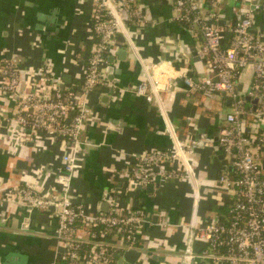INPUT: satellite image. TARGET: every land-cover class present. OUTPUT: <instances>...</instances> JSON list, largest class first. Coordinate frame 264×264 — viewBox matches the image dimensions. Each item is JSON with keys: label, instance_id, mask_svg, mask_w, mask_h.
Masks as SVG:
<instances>
[{"label": "crops", "instance_id": "obj_1", "mask_svg": "<svg viewBox=\"0 0 264 264\" xmlns=\"http://www.w3.org/2000/svg\"><path fill=\"white\" fill-rule=\"evenodd\" d=\"M137 1L145 19L125 24L132 46L124 34L116 35L106 55L112 57V72L89 94L92 115L77 150L79 167L73 172L70 196L92 212L102 210V203L109 208L110 198L118 196L115 204L120 211H134L145 219L138 238L143 254L133 264H206L185 258L188 223L192 218L207 223L219 212L213 186L223 168L231 170L219 147L198 144L190 156L194 181L177 176L162 186L148 183L151 186L129 190L123 171L135 166L143 153L171 148L169 126L179 136L205 133L215 139L230 104L221 96L209 100L186 94L181 70L187 68L192 75L201 70L197 53L201 36L172 19L168 0ZM245 1L222 0V21L232 23L246 8ZM260 3L252 31L264 39V0ZM91 6V0H0V59L18 61L24 77L47 64L62 83L69 75L64 85L80 84L93 42ZM108 66L106 61L105 69ZM146 73L159 87L158 98L150 103L134 92L147 81ZM250 78V70L242 71L238 89L244 91ZM169 81L171 91L164 88ZM110 87L117 89L115 97ZM10 107V100L0 94V197L16 185L31 184L37 192L47 193L65 150L46 136L38 145L7 140ZM55 225L53 208L0 204V264H50L63 249L53 235ZM202 246L199 239L191 243L193 253Z\"/></svg>", "mask_w": 264, "mask_h": 264}, {"label": "built area", "instance_id": "obj_2", "mask_svg": "<svg viewBox=\"0 0 264 264\" xmlns=\"http://www.w3.org/2000/svg\"><path fill=\"white\" fill-rule=\"evenodd\" d=\"M172 19L202 38L197 53L203 59L201 70L189 75L181 70L187 95L205 99L219 96L229 101L216 138L205 133L177 135L167 127L171 148L149 151L136 158L135 166L123 173L127 189L152 183L162 186L177 176L192 179L195 164L191 155L203 147H219L226 166L216 177L213 194L218 206L226 205L207 223L195 218L188 223L189 246L185 258L206 264H264V39L252 31L254 13L262 9L260 0H246V8L233 23L222 21V0H168ZM137 0H91L90 31L93 37L80 84L64 85L47 64L38 73L27 74L21 64L0 59V94L10 100L9 128L4 135L18 145H38L46 136L65 150L60 169L48 192H37L33 185L12 186L3 192L0 204L10 202L25 208H53L54 237L63 245L50 264H116L115 252L138 249V238L145 219L134 211H120L110 198L108 210L89 211L70 196L73 172L79 167L77 150L83 144L84 125L92 115L89 94L106 83V55L118 33L132 46L125 24L143 22L145 17ZM231 32L226 40L225 32ZM250 70L244 91L238 89V76ZM134 92L147 103L158 98L159 87L148 73ZM170 81L164 85L167 91ZM115 87L109 88L112 97ZM176 164V166H174ZM173 165V166H170ZM36 170L35 174H40ZM35 177V176H34ZM195 195L194 207L197 204ZM103 226L99 239L94 228ZM107 237L110 240H107ZM203 246L193 253L191 243ZM83 251V253H81Z\"/></svg>", "mask_w": 264, "mask_h": 264}, {"label": "water", "instance_id": "obj_3", "mask_svg": "<svg viewBox=\"0 0 264 264\" xmlns=\"http://www.w3.org/2000/svg\"><path fill=\"white\" fill-rule=\"evenodd\" d=\"M193 54H196V52H193ZM111 58H112L111 56H107V58H106V61L109 63V66L106 67V72H107L106 74L112 72V66H111L112 61L110 60ZM196 59H198V57ZM201 60H202V62H204L203 59H201ZM67 78L69 79V75L66 76L65 78H63V83H68L69 82L67 80ZM230 169H231V167H230ZM148 185L151 186V184H148ZM103 204L104 203H102L100 208L103 211L108 210V206L106 204L105 205H103ZM117 255L119 257L118 260H117L119 264H133L140 257L141 252L138 249H136V248H131V249H128V250H126L124 252H118Z\"/></svg>", "mask_w": 264, "mask_h": 264}, {"label": "trees", "instance_id": "obj_4", "mask_svg": "<svg viewBox=\"0 0 264 264\" xmlns=\"http://www.w3.org/2000/svg\"><path fill=\"white\" fill-rule=\"evenodd\" d=\"M235 21V19L234 20H232V23ZM225 36H226V40H228V39H230L231 38V32L230 31H226L225 32ZM189 75L191 74V72H187ZM228 171V173H229V175L230 176H235L234 175V173H233V170H227ZM226 210H227V207H226V205H223V206H220L219 207V213H221L222 215H224V213H226ZM94 231H95V233H96V236H95V238L94 239H99V237H100V235H101V233H102V230H103V226H101V225H99L97 228H94L93 229ZM118 252L119 251H116L115 252V256H113V259L114 260H116V258H117V254H118ZM81 253H83V251H81Z\"/></svg>", "mask_w": 264, "mask_h": 264}]
</instances>
